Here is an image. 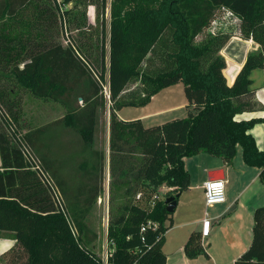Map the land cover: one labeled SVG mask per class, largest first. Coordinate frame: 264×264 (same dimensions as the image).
<instances>
[{
  "label": "trees",
  "instance_id": "16d2710c",
  "mask_svg": "<svg viewBox=\"0 0 264 264\" xmlns=\"http://www.w3.org/2000/svg\"><path fill=\"white\" fill-rule=\"evenodd\" d=\"M106 4L107 0H0V30L10 26L9 21L18 23L20 37L26 36L28 42L34 29L37 36H44L60 26L67 40L64 49L56 45L0 62V104L7 107L10 120L1 115L0 231L14 232L17 241L3 264H103L94 252L96 236L86 222L96 203L97 185L88 191L91 201L63 203L61 195L67 190L62 182L54 183L53 163L39 143L48 126L22 137L35 150L46 180L30 170L12 139L10 130L15 126L20 131L22 91L63 104L62 120L88 145L96 112L105 106L102 82L108 75L110 150L138 161L135 187L147 189L157 199L145 209L128 200L108 214L107 264H166L162 247L172 213L163 201L178 198L190 187L185 158L205 153L229 166L239 147L243 163L257 168L264 183V150L257 148L250 132L264 118L237 120V115L256 109L250 75L264 68V0H111L107 68ZM89 6L95 8L94 24L84 19ZM224 10L239 21L241 38L260 47L259 53L247 56L231 86L224 78L226 65L220 54L231 35L216 29L214 35L197 40ZM72 28L76 36L68 37ZM40 45L38 52L45 49ZM10 50L1 52L12 57ZM83 77L93 96L82 97L84 107H73L71 97ZM2 80L13 83L17 93L11 95L14 89L3 87ZM180 83L186 118L146 128L140 120L123 122L115 116L125 107L148 105L160 91ZM253 217L252 242L234 264H264V207L257 208ZM189 236L183 252L194 259L203 253V237L198 231Z\"/></svg>",
  "mask_w": 264,
  "mask_h": 264
},
{
  "label": "crops",
  "instance_id": "0c3cea01",
  "mask_svg": "<svg viewBox=\"0 0 264 264\" xmlns=\"http://www.w3.org/2000/svg\"><path fill=\"white\" fill-rule=\"evenodd\" d=\"M222 13L224 14L225 12ZM9 24L10 26L3 25L0 30V37H7L4 40H0V62L14 61L16 60L15 57L19 55L24 58V56L32 53L39 54L54 49L56 45H60L63 49L67 48V40L66 37L61 35L60 26L45 33V38L41 32L40 34L42 35L37 36V32L34 29V32L30 35V40L25 42L27 37H20L18 23L9 21ZM108 29L109 24L107 33ZM40 44L45 49L38 52ZM230 44L233 46L229 47ZM106 46L108 51L109 34ZM5 48L13 49L10 50L12 57L2 54L1 50ZM259 51L260 47L252 40L241 41L232 37V40L228 42V45L221 52L226 65L223 75L229 86L233 85V81L242 70L247 56L259 53ZM27 59L30 58L28 57ZM250 78L253 81L252 87L255 90L256 109L253 112H244V114L237 115V120L239 121L264 118V68L252 71ZM106 82L108 83V75L106 76ZM180 85L182 84H176L160 91L151 98V102L148 105L142 108L125 107L116 111L115 116L123 122L140 120L143 126L148 128L162 124L156 122L162 117L174 118L172 116H176L180 112L187 115L186 100L184 101L180 97L175 104L170 100L175 93L179 92L181 94L183 92V87H180ZM77 86L71 97L70 104L73 107L82 108L86 104L83 102L82 97L85 96V98L91 99V96H93L91 93L92 88L85 77L80 80ZM172 91L175 92L173 93ZM161 93H163V102L159 101L160 103L157 107L151 108L150 106L156 102V98ZM15 94V91H13L11 95ZM20 96L19 105L21 109L27 104L28 99L48 104L51 106L50 111L52 113H54V109L55 111L57 108L59 109L61 115L57 116V118L54 115L53 117L49 115L48 122L22 130L21 133L36 131L41 127L48 126L45 133L39 137V143H42L43 151L48 155L50 162L53 163L51 166L52 172L57 174V180L55 179L56 182L54 180V183L62 182V188L67 190V194L63 195L61 192L63 203L76 200L91 201L93 198L88 191H93L96 185L97 188H99V185L104 188L103 190L99 188L96 202L108 201L112 196L121 199L124 195H127L128 192L120 188L121 182H112L113 174L109 170L111 158L117 155L110 150V111L104 117L99 114L100 108L97 110L94 119L93 140L87 145L80 133L73 130L71 126L62 120L66 112L63 104L50 99H37L29 91H22ZM129 109L143 111L141 115H135V112ZM124 112L125 114H123ZM22 120L23 118H21V125ZM58 121L61 122L57 123ZM250 132L255 139L257 148L261 151L264 150V122L261 121V123L256 124ZM236 150L237 154L229 166L225 164L222 158L209 156L204 153H199L192 158L183 160L184 168L189 174L190 187L182 191L176 199L177 207L170 218L171 226L164 234L162 253L166 255V264H234L248 250L253 239V213L257 208L264 207V183L259 180L260 171L257 168L245 165L242 161V150L239 147ZM32 151L35 153L34 149ZM207 157L213 159L210 160ZM58 160L61 163H58ZM195 164H197L196 168L190 172L188 167ZM212 172H217V178L225 184L226 202L207 208L204 202L202 184L208 181L207 177ZM69 179L75 181L70 182ZM81 191L85 193H80ZM88 216L86 219H88ZM205 219L210 221V228L208 234L202 235L203 253L198 255L197 258L188 259L183 252V247L192 232L198 231L202 233ZM102 239V243H104V233ZM16 247V234L10 231H0V264H3L2 261L4 262L10 251ZM96 253L99 254L98 252Z\"/></svg>",
  "mask_w": 264,
  "mask_h": 264
},
{
  "label": "rangeland",
  "instance_id": "374dc122",
  "mask_svg": "<svg viewBox=\"0 0 264 264\" xmlns=\"http://www.w3.org/2000/svg\"><path fill=\"white\" fill-rule=\"evenodd\" d=\"M110 3H111V0H107L106 10H105V14H104L105 21H106L107 38H108L107 26L109 24V19H110V17H109ZM71 7H72V5L68 6L67 8H71ZM222 12L219 11V13H217V16L215 18L216 20L215 19L214 20L216 22L215 29H217V31L223 32L224 34L226 32V33H229L231 35V36H229L228 40L226 41L225 46H227L228 42L232 40V37L238 38L241 41L242 40L246 41L244 38H241L240 33L238 31L239 21H237V19H235L234 17H230L228 14H225V13L223 14ZM94 17H95V8H94V6H89L88 9L86 10V15L84 18L86 23L89 22L90 24H94L95 23ZM74 28H72V30H71V35H69V33H67L68 37H71V36L75 37L76 36L77 31ZM208 33L209 32H207V33L204 32V35L199 37L197 40L198 41L202 40V38L207 36ZM107 38H106V42H107ZM231 46H233V45L230 44L229 47H231ZM224 47H223V49H224ZM105 51H107V46H106ZM108 53L109 52L107 51V54ZM108 56L109 55L106 56V65H107V61H108V58H107ZM107 84L108 83L106 82V78H105V80L102 82V86L106 88ZM2 86L7 87L9 89H14L15 93H17V91H18V89L15 88V85L13 83H8L6 80L5 81L2 80ZM180 87H183V85H180ZM130 88H132V87H130ZM172 92L174 93L175 91H172ZM162 94L163 93L159 94V96L155 100L156 102L152 106H150L151 108L157 107V105L160 103L159 101H162V96H163ZM180 97L182 100L185 101L183 92H181V94L179 92L175 93V95H173V97L170 100H172V102H174V104H175L177 100L179 101ZM104 102H105V106L103 107V109H100L99 114L105 117L108 114V111H110L111 102H109V100L107 101L106 99H104ZM50 109H51V106L43 103L42 101H32V100L28 99L27 104H25V106L21 109L23 120H22V125H20V131L22 132V130L24 131V130H27L28 128H31L34 126H39L40 124H44V123L48 122L49 118L53 117V115L56 118H57V116L61 115L58 108L56 111L54 109V113H52L50 111ZM129 110H131L132 112H135L134 113L135 115H141V113L143 111V110L141 111L139 109H135V110L129 109ZM125 112L123 114H125ZM184 114H182L181 112L177 113L176 116H172L174 118L162 117L156 122L165 123L168 121H172L173 119L175 120L176 118H186L187 115H184ZM1 115H3V116L8 115L7 107H5L2 104H0V119H1ZM49 115H52V116L49 117ZM154 125H158V124H154ZM47 141H48V138H47ZM205 156H207V155H205ZM123 157H125V158L118 157L117 155L113 156L111 158V162L109 164V168H110L109 170H111V172L113 174V177L111 178L112 182H114V183L115 182L116 183L121 182L120 188L123 191L128 192L127 195L126 196L124 195V198H122V199H117V198L111 199V197H110V199L108 201H106V200L97 201L94 204L93 211L88 216V219H86V221L89 225V229L96 236V243H95L94 252L95 251L98 252L99 253L98 256H100V257H104L103 256L104 255V243H102V240H103L102 238H103V233L105 232V229L107 228L108 214L110 212L112 213V211L114 212L116 209L123 207L124 205H127L126 203H128V200H130L131 203H133V204H135L141 208H144V209L146 207L150 206L149 204H152L150 202L152 200H154V196H152L153 194H151L147 189H142V188L139 189V187H135L136 186L135 178H136V175L138 173V170H137L138 164H139L138 161L135 160L133 157L128 156L127 154H126V156H123ZM207 158H209L210 160L213 159L211 157H207ZM58 163H61V162L58 160ZM196 165L197 164L192 165L193 167L192 166L188 167L189 171L192 172L196 168ZM69 181L73 182L75 180L69 179ZM99 188L102 190L104 189L102 185H99ZM164 191H165V189H162L161 193ZM135 196H136V198H135ZM160 198H161V196H160ZM8 262L9 261H7L6 264H8Z\"/></svg>",
  "mask_w": 264,
  "mask_h": 264
},
{
  "label": "built area",
  "instance_id": "2783aa9c",
  "mask_svg": "<svg viewBox=\"0 0 264 264\" xmlns=\"http://www.w3.org/2000/svg\"><path fill=\"white\" fill-rule=\"evenodd\" d=\"M223 12L228 14L230 17H234L232 14H230V12L226 10H224ZM215 20L212 21L210 27L206 31L213 35L216 30ZM103 96H104V99H106L107 101L110 99V92H109L108 84L106 88L103 87ZM4 117H5V120H7L8 122L10 121L7 115ZM10 134L12 136L14 143L20 149L22 156H24L26 162L29 164L30 170L37 173L38 176L41 177V179L43 178L46 180L48 176L45 172L42 171L38 157L35 156V154L32 152L31 148L28 146L26 141L22 139L23 134L16 131L15 126L12 128V130H10ZM202 185H203V190H204V202L207 208L213 207V205H216V204H222L226 202L225 201V184L222 180L212 179V181H206ZM154 199H157V196H154ZM209 228H210V221L205 219L203 223V229H202L201 235L208 234ZM106 232H107V228L105 229V232H104V239H105L104 255H103L104 257H101L103 264H107L108 259L110 258V253H111V250L108 247V242L106 239Z\"/></svg>",
  "mask_w": 264,
  "mask_h": 264
},
{
  "label": "water",
  "instance_id": "95a60500",
  "mask_svg": "<svg viewBox=\"0 0 264 264\" xmlns=\"http://www.w3.org/2000/svg\"><path fill=\"white\" fill-rule=\"evenodd\" d=\"M218 173L217 172H212L208 175L207 177V180L208 181H212V179H219L217 178L218 176ZM176 199H177V196L175 197H168L166 199H164V203L166 205V211L168 213H173L177 207V203H176Z\"/></svg>",
  "mask_w": 264,
  "mask_h": 264
}]
</instances>
